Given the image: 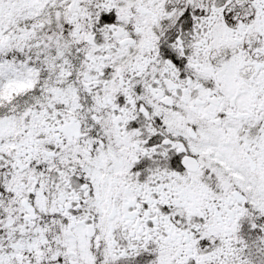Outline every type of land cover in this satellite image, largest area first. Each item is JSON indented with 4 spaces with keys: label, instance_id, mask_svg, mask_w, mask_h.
<instances>
[{
    "label": "snow or ice",
    "instance_id": "snow-or-ice-1",
    "mask_svg": "<svg viewBox=\"0 0 264 264\" xmlns=\"http://www.w3.org/2000/svg\"><path fill=\"white\" fill-rule=\"evenodd\" d=\"M0 264H264V0H0Z\"/></svg>",
    "mask_w": 264,
    "mask_h": 264
}]
</instances>
